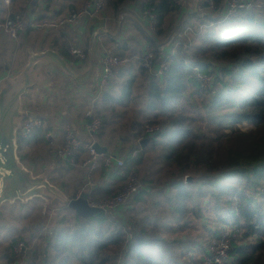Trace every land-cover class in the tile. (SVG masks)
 Returning a JSON list of instances; mask_svg holds the SVG:
<instances>
[{
	"label": "trees",
	"instance_id": "trees-1",
	"mask_svg": "<svg viewBox=\"0 0 264 264\" xmlns=\"http://www.w3.org/2000/svg\"><path fill=\"white\" fill-rule=\"evenodd\" d=\"M12 1V12H30L28 17L41 20L57 19L86 0ZM139 1L141 12L152 8L156 13L155 31L127 18L123 30L134 33L132 45L117 41L124 31L97 41L101 54L107 50L126 63L103 86L99 99L76 98L71 106L75 110H70L76 114L81 109L84 122L100 120L93 140L123 160V171L98 160L87 186L81 163L89 156L84 143L92 138L83 142L78 137L82 144L73 162L60 159L57 151L67 121L55 126L48 103L25 104L44 124L29 139L23 141L16 133L15 140L19 162L33 175V163L26 161L28 153L21 145L38 148L44 158L41 147L48 148L54 164L47 168L54 176L47 178L69 200L79 190L90 201L112 197L131 177L142 187L120 216L100 212L80 218L68 207L53 210L39 198L12 203L9 215L21 214L0 234V264H205L212 244L231 233L226 264H264V12H243L224 22L214 12L201 19L186 14L193 24L183 21L175 33L182 35L184 27L193 32L182 36L168 57L171 43L164 39L183 14L175 0H107L105 13L110 11L117 21L119 10ZM214 1L219 8L222 0ZM95 20L23 33H36L46 48L70 61L74 28L85 21L80 48L87 54L92 32L99 28ZM157 40L164 42L155 45ZM146 47L153 49L156 64L169 65L160 78L140 65ZM199 73L210 77L205 89L199 87ZM243 123L252 129L243 132ZM146 127L158 129L147 134ZM49 133L51 140L46 138ZM143 139L148 141L141 148ZM17 243L25 246L19 255L13 252Z\"/></svg>",
	"mask_w": 264,
	"mask_h": 264
},
{
	"label": "built area",
	"instance_id": "built-area-1",
	"mask_svg": "<svg viewBox=\"0 0 264 264\" xmlns=\"http://www.w3.org/2000/svg\"><path fill=\"white\" fill-rule=\"evenodd\" d=\"M106 1L107 0H86L81 7L77 9H70L65 15L57 19L43 18L41 20H35V16L28 17L29 12L13 14L0 21V36L16 40L19 35L27 29L41 32L44 30H56L65 25H73L83 19H102L103 17L101 14L106 6ZM2 2L4 7L8 8L11 0H2ZM175 4L176 6L182 8L183 11H187L185 8V0H175ZM140 8L141 4L139 1L133 6L121 9L120 11H126L127 13L120 12L117 15V25H119L122 29L123 26H121V24L125 21V19L133 18L144 25L147 31L153 32L157 27L156 13L152 8L145 9L142 12L140 11ZM261 11H264V0H222L219 8H216L214 0H204L203 3L199 4V8L195 13V16L198 19H201L209 12H214V18L218 19L219 22H224L239 16L243 12ZM199 29H202V26H200ZM186 31L193 32L191 27L186 28ZM94 35L106 36V32L101 29V31H94L93 36ZM173 51L174 45H172V48L168 50V57L173 55ZM67 52L72 62L83 61L87 56L86 52L76 45H72ZM100 59L99 90H102L107 81L113 78L115 71L125 65L126 60L121 59L107 51L102 53ZM140 62L141 67L145 69L150 76L157 78L162 77L169 69V65L165 61H160L158 64L155 63L153 49L148 47L143 50ZM196 78L201 89H205L210 83V77L205 73H199ZM98 95H100V93H97V96ZM85 115L90 117V110L87 111ZM41 127L42 124L40 119L31 112L25 111L23 121L20 123L16 133H18L21 140L25 141ZM99 127V119H91L85 126L86 134L92 138L89 143H84L89 156L81 163L82 169L86 172L87 186H91V175L97 167L98 160L102 159L104 166L107 168L115 167L120 170V172L124 169L123 160L118 158L115 154H97L92 148L94 143L93 136L98 131ZM157 129V127H146L145 132L147 134H152ZM46 138L51 140L50 135H46ZM81 144L82 142L76 136L75 132L67 130L65 131L63 144L57 151V156L62 160L73 162L72 158ZM141 187L140 182L137 181L135 177H131L128 183L123 186L116 195L101 200L99 199L97 201H90L88 199V202L91 207L98 208L101 212L111 214L124 208ZM231 238H234L233 233L230 235L225 234L223 238L213 243L210 248L209 255L205 258V264H226L231 249ZM24 250L25 246L23 243H17L14 246L13 252L15 255H19Z\"/></svg>",
	"mask_w": 264,
	"mask_h": 264
},
{
	"label": "crops",
	"instance_id": "crops-1",
	"mask_svg": "<svg viewBox=\"0 0 264 264\" xmlns=\"http://www.w3.org/2000/svg\"><path fill=\"white\" fill-rule=\"evenodd\" d=\"M55 7L57 8V6ZM1 8L3 11L1 13L2 15L1 20H3L4 18L14 13L12 12V10L15 9L14 2L11 0L10 6L7 8L4 7L2 0H0V9ZM14 14H17V12H15ZM86 20H89V18ZM131 20L134 21L135 19L132 18ZM134 22H138L139 24H141L138 20H135ZM85 27L86 25L84 21L80 23V27L74 28V33H75L73 38L74 43L72 45H76L79 47L82 45L80 38L83 35L86 36V34H84L86 29ZM123 28H125V26H123L122 29L120 27H116L117 33L119 32L123 33L124 31ZM94 31H101V27L96 28ZM94 31L92 33H94ZM116 35L115 34L110 35L109 33L108 34L106 33V37L108 38H113V36L115 37ZM35 36H37L36 33H31V34L22 33L19 35V37L16 40H9L6 37L0 36L1 83L5 79H10L15 77L25 67L27 63V59L25 63H21L19 61L21 64L15 66V64L16 65L18 64L17 62L14 63L15 67L13 66L12 60L14 61L15 58L18 57L19 53H22L24 57V53L27 49H29V52L32 53L43 52L48 49L51 50L50 48H46L47 44L43 38L38 36L35 37ZM97 36L98 35H96V37L93 38L94 42L91 48L92 55L89 58V60H88V56L87 59L84 60V62H78V63L72 62L69 59L70 61H65V63L68 65L69 68L65 67V69H61L59 65H55L50 62L46 63L39 70V75H40L39 81L25 89L24 94H22V96H24L23 99L21 96L22 103L24 104V109H26V110L23 109L24 114L25 111H30L32 114L35 115V113L32 112L33 110H31L30 108H26L25 104L30 103L31 106L34 107L36 103H42V104L48 103L49 105L48 116L51 117V120L55 122V126L57 127L60 126L59 123L61 121H65V122L67 121V124L64 125V128L66 129L65 131L67 130L74 131L76 136L79 137L80 140L83 142L86 141L87 138L91 137L87 135L85 132V126L87 125L88 122L87 121L84 122L83 119L79 118V116L81 115V109L77 111L76 114L71 113L70 110L71 109L75 110L71 108V106L72 104H74L72 103V101L76 100V98L86 97L87 99H95V98L99 99L101 96V90H99V77H100V60H101L100 58L102 54L101 52H99V49H97L96 43L97 41H100L101 38L104 36H98V37ZM126 36H127L126 31H124V33L120 37H117V41L118 42H124L125 40L127 41ZM161 42H164V40H157L156 43L154 44L158 45ZM171 48L172 45H170L169 50ZM66 71H68V73ZM116 71L114 73V76L116 74ZM97 93H100V95L97 96ZM22 119L19 121V126L20 123L22 122ZM41 124L43 126L44 123L41 121ZM56 134H57V130H56ZM47 135H50L51 139L53 138L52 137L53 134L51 135L49 133ZM21 147L24 151L30 150V148L26 147L24 144L21 145ZM107 178L108 177L105 176L103 179L99 181V183L102 184L104 180H106ZM79 193H81V190L78 191L77 195ZM39 226L34 227L33 230L35 231L37 229H40ZM42 230H38V231H42Z\"/></svg>",
	"mask_w": 264,
	"mask_h": 264
},
{
	"label": "water",
	"instance_id": "water-1",
	"mask_svg": "<svg viewBox=\"0 0 264 264\" xmlns=\"http://www.w3.org/2000/svg\"><path fill=\"white\" fill-rule=\"evenodd\" d=\"M92 41L93 36L89 40L88 60L92 55ZM26 59L25 67L15 77L3 80L0 87V204L16 200L26 203L33 198H40L53 210L68 207L80 218L97 215L101 211L89 205L87 193L82 192L77 198L69 200L46 177L33 175L19 162L15 136L19 120L24 117L20 111L22 94L26 88L39 81V70L46 63L59 65L61 69L68 67L56 52L49 49L30 52ZM147 141L141 140L140 147L143 148ZM92 148L97 154L107 153V148L97 142L93 143Z\"/></svg>",
	"mask_w": 264,
	"mask_h": 264
},
{
	"label": "rangeland",
	"instance_id": "rangeland-1",
	"mask_svg": "<svg viewBox=\"0 0 264 264\" xmlns=\"http://www.w3.org/2000/svg\"><path fill=\"white\" fill-rule=\"evenodd\" d=\"M186 1V5H185V8L187 9V11H183V14L181 15V18H180V21H179V23H177L176 22V25H175V27H174V30L172 31V34L168 37V38H165L164 40H169L170 41V43L172 44V45H174V47H176V43H178L179 42V39L180 38H182V36H185L187 33H188V35H190L189 34V31H186V29L184 30V32H183V34L182 35H180L179 33H175V31H176V27L177 26H181L182 24H183V21L186 23V25H188V26H191L192 24H193V20H190V19H188L187 17H185V16H187L186 14H190V15H194L195 16V13L198 11V8H199V4H201V3H203L204 2V0H185ZM84 3V2H83ZM82 3V4H83ZM82 6V5H81ZM81 6H79V7H81ZM79 7H77V8H79ZM76 8V9H77ZM106 10H108V8H107V5L105 6V8L103 9V12H102V14H104L105 13V11ZM120 11V10H119ZM218 11V10H217ZM120 12H122V13H127L126 11H120ZM119 12V13H120ZM264 12V11H263ZM105 15H107V16H105ZM105 15L103 16V18L102 19H99V18H97L96 20H95V22H98V27H101V29L102 30H104L107 34L109 33L110 35L112 34V35H116V33H117V29H116V27H119V25H117L116 24V20H115V18L116 17H114L113 16V14H111V12L110 11H108V14H107V12L105 13ZM213 16V15H212ZM214 17V16H213ZM135 21V20H134ZM126 26V22H123L122 24H121V26ZM174 26V25H173ZM199 27L200 26H197L196 27V29H199ZM184 28H189V27H184ZM155 31V30H154ZM190 33H192V32H190ZM127 34V43H128V45H132V41H133V39H136V37H135V35H134V33H132V31H131V33L130 32H127L126 33ZM1 37H3V36H1ZM194 37V36H193ZM9 40H11V39H9ZM144 44H145V42H142L141 41V45H142V47H145L144 46ZM166 49V48H165ZM108 52V51H107ZM24 53V52H23ZM28 53H30L29 52V49H27L26 51H25V53H24V57H23V55H22V53H19L18 54V57H16L15 58V60L13 61L12 60V62H13V66H14V63H17L18 62V64L16 65L15 64V66H18L19 64H21V63H25L26 62V58H27V54ZM25 58V59H24ZM86 59H87V56H86ZM17 60V61H16ZM21 63H20V62ZM14 66V67H15ZM1 80V79H0ZM0 84H1V82H0ZM139 85H141V82H139ZM138 91H140V94L144 97L145 96V93H144V90L143 89H140L139 88V90ZM21 105H22V108H20V111H21V113H23V109H24V104L22 103V99H21ZM24 110H26V109H24ZM23 115V114H22ZM21 120V119H20ZM19 120V121H20ZM239 129L240 130H242L243 132H247V131H249V130H251L252 129V126H249V125H247V124H245V123H243V124H241V125H239ZM226 133V135L228 136L229 135V131H226L225 132ZM41 150L42 151H44V152H46L47 153V156H45L46 158H44L43 156H42V154H40L39 152H40V150L37 148V149H32V150H29V152L27 151V155H28V159H26V161L27 162H30V165L32 164V166L34 167V169H35V174H41V175H43L44 177H46V179H47V181H49V177L48 176H54L52 173H50V171H49V169L47 168L48 166H50L52 163H53V161L51 160L52 158H51V156H50V152L48 151V148H46V147H41ZM40 160V161H39ZM39 163V164H38ZM44 164V165H43ZM54 164V163H53ZM40 167H42L43 168V170H41L40 169ZM144 171V169L143 170H141V174H142V172ZM48 177V178H47ZM53 182H57V180H54ZM51 183V182H50ZM52 184V183H51ZM53 186H54V184H52ZM55 187H56V185H55ZM57 188V187H56ZM60 190V189H59ZM62 192V191H61ZM63 193V192H62ZM40 199V198H39ZM32 200V199H31ZM101 200V199H100ZM17 201H19V200H16V201H14V202H17ZM13 202V203H14ZM19 202H21V201H19ZM39 203V202H38ZM44 205H46L47 206V203L45 202V201H43L42 202ZM12 203H10V202H2L1 204H0V214H1V216H0V234H2V233H4V231H5V229H8L10 226H12L13 224H16V221H15V219H17V217L21 214V211L20 212H15L14 213V215L13 216H11V214L9 215V208H10V205H11ZM43 205V206H44ZM60 208H63V207H60ZM60 208H58V209H60ZM121 210H123V208L122 209H119L118 211H116V212H114L115 214H117V215H121ZM2 247V245H1V237H0V248Z\"/></svg>",
	"mask_w": 264,
	"mask_h": 264
}]
</instances>
